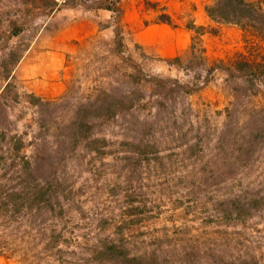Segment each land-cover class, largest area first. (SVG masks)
<instances>
[{
	"label": "rangeland",
	"instance_id": "rangeland-1",
	"mask_svg": "<svg viewBox=\"0 0 264 264\" xmlns=\"http://www.w3.org/2000/svg\"><path fill=\"white\" fill-rule=\"evenodd\" d=\"M152 1L0 0V264H264V0Z\"/></svg>",
	"mask_w": 264,
	"mask_h": 264
},
{
	"label": "trees",
	"instance_id": "trees-1",
	"mask_svg": "<svg viewBox=\"0 0 264 264\" xmlns=\"http://www.w3.org/2000/svg\"><path fill=\"white\" fill-rule=\"evenodd\" d=\"M115 1V3H117L119 0H112V2ZM143 6L145 9H151L153 11L156 12V18L160 21V22H164L167 23L169 25H171V19L168 13H165L162 10H159L158 8V3L156 1H152V0H143ZM104 9H109L112 10L114 12L115 9H117V7L113 6L111 7L110 5H105ZM43 104V103H42ZM45 189L44 188H38L36 191V196L39 197L40 195H43Z\"/></svg>",
	"mask_w": 264,
	"mask_h": 264
}]
</instances>
